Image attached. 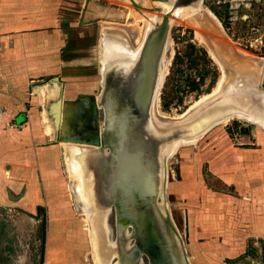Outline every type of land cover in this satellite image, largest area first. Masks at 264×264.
<instances>
[{"label": "rangeland", "instance_id": "1", "mask_svg": "<svg viewBox=\"0 0 264 264\" xmlns=\"http://www.w3.org/2000/svg\"><path fill=\"white\" fill-rule=\"evenodd\" d=\"M52 1L55 3L44 17L46 21L53 20L58 23L57 35L51 38L52 43L49 45L50 53H54L58 63L49 69L50 74L36 78L35 83L41 84L53 78L58 82L61 91L59 112L60 116L62 112L61 123L64 124L65 131L62 130L63 135L70 134L72 127V133L77 138L93 139L92 135L97 133L96 129L101 125L100 108H95L93 112L91 106L80 105L77 108V115H80L71 119L75 105L69 100L87 95L94 101L100 91L99 41L102 32L110 29L127 34L130 33L128 25L135 23L139 31L143 23L135 20V16L143 22L146 20L136 12L129 0ZM141 2L150 4L149 0H136L139 5ZM200 7L204 11H210L212 17L219 22L216 25L217 34H212L216 40L229 47H238L264 57V0H201ZM145 12L157 14L151 9H146ZM186 22V18L181 17L169 28L170 54L168 60L166 61V55L163 61L164 73L153 103L156 113L162 120H178L176 118L178 114L188 110L202 96L210 94L222 77L220 61L209 54L201 40L197 39L193 26L187 25ZM208 40L213 43L210 38ZM60 61H63V64H60ZM260 66H263V63ZM67 85L70 87L65 89ZM44 89L47 91V86L44 85ZM49 91L55 95L57 89L50 90L49 87ZM66 91H69L71 98L65 99ZM56 97H49L48 100L56 102ZM63 102L70 104V108H63ZM52 120L50 118L47 120L51 126ZM36 129L41 134L40 122ZM39 143L43 144L44 141L35 144ZM65 144L56 130L50 145L43 144L47 148L51 146V150L45 149L41 156L25 157L29 163L20 167V170L5 173L0 164L2 178L8 180L4 190L9 189L13 196H18L8 198L0 194V264H96L94 255L98 256V251L91 243L95 231L91 232L88 226L86 218L89 217L87 212L89 210H84L76 198L81 190L73 186L74 177L70 174L66 162L65 151L68 147ZM232 146L257 150L259 156L256 159L251 158L254 163L248 169L253 174H256V171H264V128L236 117L211 126L194 143L181 144L165 161V186L167 181L180 180L191 183L193 187L186 195L165 188L166 204L182 238L183 247L187 248L186 256L189 254L193 256L188 264H246L244 261L250 256L248 250L258 251L259 256H264V239L260 241L254 237L257 235L246 238L241 231V235L227 236L223 242L218 241L223 245V249L235 248L234 253H230L231 257L220 255L214 259V253L207 251L208 246L214 243L213 236H199L198 240L203 241L206 246L199 244L197 249L191 248L190 240L188 241L187 225L185 226L183 221L184 212L180 199L192 203L191 207L196 209L193 214L197 217L201 213L204 214L205 207L201 206V200L204 198L206 202L207 199H213L214 192L234 195L242 202L236 203L238 207L233 205L235 211L225 210L223 217L226 220H231V216L240 214L241 209L245 208L246 214L255 217L264 213V194L249 196L246 190L233 189L232 180L235 181L237 177H234L233 171H229L232 165L229 150ZM246 165L248 164H244ZM239 166L242 167L241 164ZM220 170L223 172L217 174ZM76 173L75 170L73 174L77 181ZM201 191L205 193L202 195ZM219 196L221 195H218V198ZM248 201L254 203L249 205ZM215 202L218 201L215 199ZM219 203L223 201L219 200ZM224 205L229 208L231 203ZM205 209L206 213H212L208 207ZM233 209L231 207V210ZM107 224L110 227L109 237L112 239L114 237L112 213L107 217ZM195 250L197 252H194ZM260 261L262 260L256 257L254 263L261 264ZM97 263L101 264L98 258ZM110 264H115L114 259L111 258Z\"/></svg>", "mask_w": 264, "mask_h": 264}, {"label": "water", "instance_id": "2", "mask_svg": "<svg viewBox=\"0 0 264 264\" xmlns=\"http://www.w3.org/2000/svg\"><path fill=\"white\" fill-rule=\"evenodd\" d=\"M130 1L141 9L161 11L159 6L150 8ZM159 1L169 3V10L152 21L132 54L127 50L113 67L107 65L101 73L100 91L91 106L93 112L100 108L102 113L97 133L93 139L76 140L86 142L89 149L104 148L108 153L110 176L104 184L107 193H102L103 208L107 209V217L113 215L114 232L125 231L120 247L123 259L121 262L119 256V261L114 260L116 264H188L165 199V146L196 137L235 113L264 126V83L255 84L249 92H236L230 100L208 104L184 123L153 116L151 108L163 67L169 20L176 8L196 7L201 0ZM236 74L242 81L244 74ZM238 98L248 105L241 106ZM8 197L16 198L10 193Z\"/></svg>", "mask_w": 264, "mask_h": 264}, {"label": "crops", "instance_id": "3", "mask_svg": "<svg viewBox=\"0 0 264 264\" xmlns=\"http://www.w3.org/2000/svg\"><path fill=\"white\" fill-rule=\"evenodd\" d=\"M53 3L55 2L52 0H0V164L3 166L2 170L5 173L10 170H20V167L22 168L23 165L29 163V160L25 159V157L29 155L32 157L41 156L45 153V149L51 150V146L47 148L43 144L49 143L50 145V142L54 140L53 132L49 133L46 130V124L42 116L44 101L40 97L39 88L44 85L43 83L52 80L56 81V79H49L41 84L35 83L36 78L50 74L49 69L58 63L54 53H50L49 47L52 43L51 38L57 35L58 23L53 20L46 21L44 17L50 11L49 9ZM60 64H63V61H60ZM68 87L70 86H65V89ZM49 92L47 86L48 98L54 96V93ZM66 92L65 99L71 98L69 91ZM59 94L61 95L60 87ZM55 95L57 96L56 92ZM38 107L40 108L39 110ZM39 122L41 134L36 131V126L39 125ZM38 141H44V143L36 145L35 143ZM229 151L230 162L232 163L229 171H233L234 177H237L235 181L232 180L233 189L246 190L248 192L246 194L249 196L264 194V171H256L257 173L253 174L248 169L254 163L251 158L255 157L256 159L259 156L257 150L232 146ZM39 162L43 164L42 161ZM240 164L242 165L241 168H239ZM244 164L248 165L244 166ZM2 170H0V194L8 197V193H10L13 196L9 189L4 190V186L8 185V180L2 178ZM221 172L223 170H220L217 174ZM5 173L4 175H7ZM166 188L167 190H177L182 195H186L193 187L191 183L173 180L167 181ZM198 188L201 190L200 186ZM201 193L203 195L205 192L201 191ZM214 193L213 199H207L206 202L204 198L201 200V206L208 207L212 213H206L207 210L204 208V214L201 213L199 217L194 216L193 211L196 212V209L194 210L191 207V202H183L184 200L180 199L183 205L182 211L184 212L183 221L185 226L187 225V236L188 241L190 240L191 248L197 249L199 244L203 245V247L206 246L203 241L198 240L199 236H213L215 237L212 240L214 243L208 246L209 250L207 249V251L214 253V259H217L220 255L231 257L230 253L235 251L234 247L223 249V245L218 242H223L227 236L241 235V231L246 238H252L257 235L254 237L263 241L264 213L261 214L262 216L255 217V215L246 214L245 208L244 210L241 209V213L237 214L238 216L233 215L231 220H226L223 217L225 210H228V212L235 211L236 209H233V205L237 206V202H242L234 195L220 192ZM218 195L221 196L218 198ZM215 199L218 202H215ZM219 200L223 201V203H219ZM229 202L231 203L229 208L228 206L225 207L224 204H229ZM251 203L254 202L248 201L249 205ZM231 207L233 210H231ZM104 225H106L107 231L106 216ZM194 252L197 251L195 250ZM251 252L253 254L249 253L250 256L247 257L249 260L244 261L246 264H255L254 260L256 257L262 260L260 261L261 264H264V256H259L258 251ZM186 257L188 262L193 258L192 254ZM96 264H98L97 261Z\"/></svg>", "mask_w": 264, "mask_h": 264}, {"label": "bare ground", "instance_id": "4", "mask_svg": "<svg viewBox=\"0 0 264 264\" xmlns=\"http://www.w3.org/2000/svg\"><path fill=\"white\" fill-rule=\"evenodd\" d=\"M133 1H136V0H133ZM149 1H150L149 5H146L144 2H141V5L150 7V8L153 6H159L161 8V11L160 12L156 11L157 14L150 13L152 11H150L149 13H146L145 12L146 9L135 7L132 4V1L129 0L131 5L134 6L136 12L144 20H146L143 22L142 19L135 16L136 17L135 20L142 21L143 23V26L140 25L141 30L140 29L139 31L137 30V25L135 23L134 25H128V30L130 33H127V34L122 31L115 32L114 30H110V29H108V31L106 32L105 31L102 32V38H100V41H99V59H100L99 82L101 80V73L103 72L105 67H107V65L108 66L111 65V67H113L115 65V61L117 59H120L122 56H124L127 53V50L129 51L128 52L129 54H132L140 46L144 38L143 34H145V31L147 30L149 25L152 23V21L157 19L162 12L169 10L170 4L167 2H161L159 0H149ZM197 4L198 5L196 7L188 6V7L176 8L174 11L175 12L174 17L170 18L169 23L170 25H172V24H175L177 19L181 17L186 18L187 20L186 23H188L187 25L191 24V26H193V28L195 29L196 35L198 36L197 39L201 40L203 45L207 48V51H209V54L212 57H214V59L218 58V60L220 61L219 66L222 72L221 73L222 77L221 79L218 80L217 84L212 89V92L211 93L209 92L210 94L207 93V95L202 96L200 100L195 102L194 105L191 106L188 110H186L182 114H178L176 116L178 120H172L173 122L180 121L181 123H184L188 121L189 118H191L194 114L198 113L199 110L204 108V106L220 101L221 99L230 100L236 95V92H240V91L249 92L251 87H254L255 84L264 83V57L256 56L255 54H251L238 47H229L228 45H225L222 42H219L218 40H216L215 39L216 37L214 35L212 36V34L214 33L217 34L216 32V27H217L216 25H218L217 19L212 17L211 15L212 13L210 11H209L210 13L207 11H204V9L200 7L199 1ZM208 38H210L213 41L212 43L213 46L209 42ZM169 40L170 38L168 37L167 43L165 46L164 55H163V61L165 60L166 55H167L166 56L167 57L166 61H167L169 54H170V51L168 49ZM224 56L228 57L230 61L229 62L226 61L225 60L226 58ZM227 62L228 64H226ZM262 63H263V66H260L262 65ZM163 68L164 67H162V71H163ZM162 71L159 77L158 85L160 83V79L162 78V74L164 73V72L162 73ZM236 71L238 73L244 74L242 76L243 78L242 81L241 80L238 81L239 76H237ZM238 82H240V86H236ZM44 85L48 86V92H49V87H50V90H53L54 88L55 90L57 89L56 102L53 100H48L49 98L47 97L48 95H47V91H45L44 89ZM44 85H42L39 88L40 89L39 94L41 95L40 97L42 101H44V106H43L44 108H43L42 116L46 124V130L49 133H52L51 131H53L54 136H55L56 130H58L60 137L62 139V143H66L65 146L68 147V149H66L65 151V156H66V162L68 164L69 172L74 177L73 186H75L76 188L78 187L81 190V192L79 191L81 196L78 195L76 198L78 199L79 205L84 210L90 211V212L87 211L89 214V217H87L86 219L88 221V225L91 229V232L92 230L95 231V236L92 235L91 243L93 245V248L96 251H98V256H96V254L94 255L96 257V261L98 258L101 264H110L111 258L116 260L120 256L121 257L120 261L122 262V259H123L122 256L124 255V253H121L122 250L120 249V247H123L125 231H122V229H116V232H117V235L115 232L116 238L111 239L109 237L110 227L107 224V216H106L107 209L103 208V203H102V193H107V189H106L107 187L104 186L105 180L107 182L108 180L107 177L110 176L109 168L107 165L108 153H106V150L104 148L100 150L97 148L89 149L86 142H83V143L76 142L77 137L73 135L72 127H70V131H71L70 134L66 133L65 135H63L62 130L64 131V124L61 123L62 112H61V116L59 112V107L61 104L60 102L61 98H59L60 97L59 84L57 88L56 81L52 80ZM158 85H157V88H158ZM222 85H224L223 88H222ZM156 91H155V94H156ZM50 92L52 93V91ZM155 94L153 97V103H154ZM55 96L56 95H54L53 97ZM45 101L47 105V110H46ZM69 101L72 105H75V108L71 114L72 116L71 119L76 118L77 111H78L77 108L80 105H84L85 107H88V106H93L94 104L93 103L94 101L91 100V98H89L87 95H80L75 100H69ZM238 101L241 106L245 107L248 105V102L245 100L242 101V99L238 98ZM63 103H64L63 108H66V109L70 108L69 107L70 104H67V103L65 104V102ZM151 110H152L153 116H155L158 119L161 118V117L159 118L158 114L156 113V109H154V104H152ZM48 117L51 120L53 119L51 122L52 126L49 124V121H47ZM232 117L240 118L246 121L259 124L253 118L247 115L241 114V113L226 115L223 118H221L219 122H223L226 119H229ZM71 123L73 124L74 121ZM61 124L63 125L62 127H61ZM259 125L264 128L262 124H259ZM200 134L196 137L190 138L189 140L188 139L187 140H177L171 145L165 146L163 149V155L166 157L165 161L168 160L169 156L181 144L188 145V144L194 143L196 139L199 136H201ZM62 157L64 159V155ZM75 170L77 172L76 173L77 181L73 174ZM105 216H106V224L108 227L107 231L105 228L106 225H104ZM89 227H88V230H89ZM115 240H117L118 243H116ZM118 261H119V258H118Z\"/></svg>", "mask_w": 264, "mask_h": 264}, {"label": "flooded vegetation", "instance_id": "5", "mask_svg": "<svg viewBox=\"0 0 264 264\" xmlns=\"http://www.w3.org/2000/svg\"><path fill=\"white\" fill-rule=\"evenodd\" d=\"M219 23V22H218ZM170 38V37H169ZM114 227V226H113ZM115 230V229H114ZM113 238H115V232H114V237Z\"/></svg>", "mask_w": 264, "mask_h": 264}, {"label": "built area", "instance_id": "6", "mask_svg": "<svg viewBox=\"0 0 264 264\" xmlns=\"http://www.w3.org/2000/svg\"><path fill=\"white\" fill-rule=\"evenodd\" d=\"M0 111H1V107H0Z\"/></svg>", "mask_w": 264, "mask_h": 264}]
</instances>
